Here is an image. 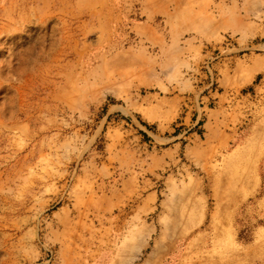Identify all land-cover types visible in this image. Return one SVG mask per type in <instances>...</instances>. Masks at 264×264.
<instances>
[{
  "label": "rangeland",
  "instance_id": "1",
  "mask_svg": "<svg viewBox=\"0 0 264 264\" xmlns=\"http://www.w3.org/2000/svg\"><path fill=\"white\" fill-rule=\"evenodd\" d=\"M0 264H264V0H0Z\"/></svg>",
  "mask_w": 264,
  "mask_h": 264
}]
</instances>
